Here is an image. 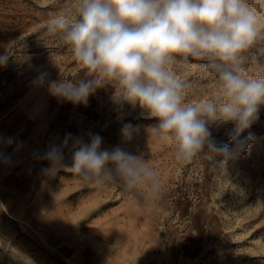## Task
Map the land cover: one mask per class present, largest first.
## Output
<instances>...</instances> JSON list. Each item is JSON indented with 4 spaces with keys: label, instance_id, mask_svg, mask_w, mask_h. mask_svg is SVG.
Instances as JSON below:
<instances>
[{
    "label": "clouds",
    "instance_id": "clouds-1",
    "mask_svg": "<svg viewBox=\"0 0 264 264\" xmlns=\"http://www.w3.org/2000/svg\"><path fill=\"white\" fill-rule=\"evenodd\" d=\"M47 34L61 38L86 70L75 81H49L54 97L86 106L99 89L115 84L120 90V98L113 100L117 109L139 107L154 119V130L174 142L175 159L182 163L204 156L212 166L226 169L253 142L250 129L264 108V79L246 76L245 66L264 55V47L250 55L264 42V27L248 0H80L77 17L51 18ZM10 60L7 52L0 53V67ZM189 66L214 74L219 95L187 103L191 83L177 71ZM222 129L229 144L213 136ZM137 131L125 124L122 143H130ZM12 143L0 137V145ZM102 143L99 135L85 142L83 136L67 133L45 151L47 167L41 173L65 169L97 188L117 184L129 196L143 190L146 201L161 194L159 174L142 153L119 145L102 148ZM9 160L0 149V162Z\"/></svg>",
    "mask_w": 264,
    "mask_h": 264
},
{
    "label": "crops",
    "instance_id": "crops-1",
    "mask_svg": "<svg viewBox=\"0 0 264 264\" xmlns=\"http://www.w3.org/2000/svg\"><path fill=\"white\" fill-rule=\"evenodd\" d=\"M35 9L27 0H0V53L5 51L11 58L6 67H0V137L13 141L9 147L0 145L10 157L8 163L0 162V200L12 205L17 202L22 230L62 264H208L200 247L184 239L187 234L181 228L172 234V225L164 236L159 228L140 225L126 230L131 233L128 240L110 238L109 227L95 219L93 202L106 199L107 190L116 187L122 190L120 209H129L126 201L139 202L143 199L140 194L129 196L117 184L97 188L65 169L41 173L47 167L42 159L45 151L67 133L83 136L85 142L91 135H99L102 148L119 145L128 151L140 148L145 137L141 139L137 128L132 141L122 143L121 130L110 129L108 113H103V89L90 96L86 106L50 94L49 81H75L86 70L77 69L75 60L63 65L61 54L54 49L31 47L44 22ZM42 74L44 78L39 80ZM65 163L71 164L70 154ZM55 175L86 192L55 193L50 184ZM148 213H162L161 207Z\"/></svg>",
    "mask_w": 264,
    "mask_h": 264
},
{
    "label": "rangeland",
    "instance_id": "rangeland-1",
    "mask_svg": "<svg viewBox=\"0 0 264 264\" xmlns=\"http://www.w3.org/2000/svg\"><path fill=\"white\" fill-rule=\"evenodd\" d=\"M27 1L36 8L37 15L44 18L37 30L38 40L30 42L31 47L54 49L61 54L63 65L70 63L74 58L69 46L58 36L48 35L47 25L55 16L74 20L80 0ZM248 3L264 27V0H248ZM259 47H264V42L254 46L250 55L256 54ZM76 68L83 70L79 63ZM245 68L249 78L264 79V55ZM177 74L191 83L186 94L187 103L195 104L219 95L214 74L190 66L179 69ZM119 98L120 90L115 84L103 88L102 109L104 114L108 113L110 129L121 130L125 124H131L141 130L138 135H142L141 139L145 137L141 147L129 151L142 153L149 160L159 174L162 191L150 201L145 200L143 190L137 192L143 199L139 202L127 200L129 209H120L124 201L122 190L116 187L107 190L106 199L94 201V217L109 227L110 238L128 240L131 233L126 230L140 225L159 228L164 236L172 225V234L181 228L187 234L184 239L200 247L208 264H264V108L250 129L253 142L247 152L224 169L212 166L204 156L189 163L177 161L174 142L154 130L156 121L143 115L139 107L125 105L119 111L113 101ZM213 136L219 143H230L224 129L213 131ZM63 176L72 177L69 174ZM51 178L55 193L86 192L85 188L76 190L60 176ZM12 203L0 200V264H62L22 230V222L16 216L17 202ZM160 207L162 213L150 216V210Z\"/></svg>",
    "mask_w": 264,
    "mask_h": 264
}]
</instances>
